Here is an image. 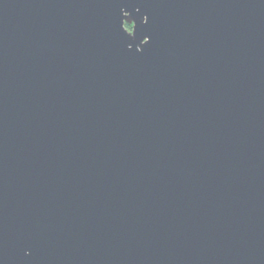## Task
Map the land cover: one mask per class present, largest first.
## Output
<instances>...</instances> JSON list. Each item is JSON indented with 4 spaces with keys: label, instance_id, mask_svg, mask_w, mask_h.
<instances>
[{
    "label": "water",
    "instance_id": "water-1",
    "mask_svg": "<svg viewBox=\"0 0 264 264\" xmlns=\"http://www.w3.org/2000/svg\"><path fill=\"white\" fill-rule=\"evenodd\" d=\"M0 264H264V0H0Z\"/></svg>",
    "mask_w": 264,
    "mask_h": 264
},
{
    "label": "trees",
    "instance_id": "trees-1",
    "mask_svg": "<svg viewBox=\"0 0 264 264\" xmlns=\"http://www.w3.org/2000/svg\"><path fill=\"white\" fill-rule=\"evenodd\" d=\"M125 26H126L128 29H130V28H131V26H130V25H128V24H125Z\"/></svg>",
    "mask_w": 264,
    "mask_h": 264
}]
</instances>
